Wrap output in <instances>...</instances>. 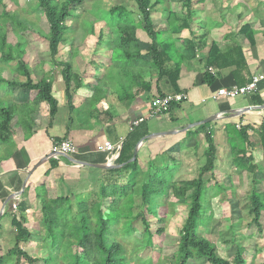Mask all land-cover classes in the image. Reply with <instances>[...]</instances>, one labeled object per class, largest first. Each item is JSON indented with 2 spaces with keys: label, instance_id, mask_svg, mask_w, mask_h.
Here are the masks:
<instances>
[{
  "label": "trees",
  "instance_id": "1",
  "mask_svg": "<svg viewBox=\"0 0 264 264\" xmlns=\"http://www.w3.org/2000/svg\"><path fill=\"white\" fill-rule=\"evenodd\" d=\"M35 1L47 21L49 48L51 55L56 57L66 31L69 30L66 22L73 16V8L81 4L83 0H63L58 3L55 2L56 0ZM1 2L2 0H0V4ZM132 2L140 17L138 21L130 17L131 13L125 7H116L109 10L111 15L116 11L122 12L119 15L120 18L117 19L118 22L111 18V22L108 23L110 27L111 25L116 27V36H111V39L106 41L108 48L111 49V57H113L114 51L120 50L124 54L125 62L118 69L129 72L133 83L139 80L145 90L150 92L155 81L157 93L152 95L150 99L182 93L179 90L178 82L181 76V67L186 57L177 50L174 36L176 35L178 39L185 43V51L192 50L196 52L198 47H205L204 44L202 46V41L207 36L206 23L209 22V19L206 17L205 19L200 18L198 13L199 10L203 9L206 0H182L183 18L177 16L175 12H170L164 6L165 10H168V24L159 28L154 23L153 13L156 9L152 0H132ZM157 3L163 4L164 0H157ZM7 16L6 12L0 15V58L4 63L15 60L13 49L17 50L18 58H21L23 54V49L13 48L6 43L4 23H6ZM196 23L203 28L198 40L197 31H194ZM161 28L165 29L164 32L168 34V38L166 36L164 39L161 38V31H159ZM137 30H141L149 41V45L144 52L141 51L140 40L136 34ZM184 31H188L189 36L179 37L178 35H181ZM240 33L248 38L251 45H254L250 23L243 25ZM101 41L103 40L100 35L98 42L101 43ZM170 44L174 52H172ZM145 55L148 59H144ZM203 62L205 65L204 84L212 85L216 80V76L209 71V67L212 66L218 69L233 66L235 69L232 74L237 83L245 85L250 81L244 79L241 74L243 70L247 69V61L242 47L238 43L230 42L224 49H220L218 44L213 41L207 54H203ZM19 63L21 74L26 77V81H8L0 75V85H6L10 91L21 88L36 92L34 101L37 103L40 101L46 102L49 106L50 116L54 117L58 111V101L53 95L51 80L43 77L34 82L24 61L20 60ZM58 64L63 67L62 76L66 85L65 95L68 96V108L71 112H74L76 109L72 104V95L69 94L70 82L71 79H74L76 88H80L82 81L79 80L78 75L72 74L70 63L58 62ZM142 73L143 76L148 75L151 80L146 82L141 75ZM164 78L174 92H162L160 82ZM184 101L178 105L173 104L172 108L179 107ZM255 101L257 104H263L259 97H256ZM88 102L91 105L95 102V97ZM1 105L0 139L3 140L10 138L15 111L26 109L28 111L29 108L23 106L24 109H17V105L14 106L11 102ZM210 124L211 122L199 124L197 131H189L185 135L187 137L198 136L199 132L202 131L207 144L204 151L205 164L200 168L198 177L195 179L173 182L177 165L165 166L163 163L158 165L156 164V158L147 162V171L141 176L139 147L149 139V129L145 121L125 137L121 143L116 167L107 171V175L110 177L112 175H122L123 178H126V184L120 186L109 180L106 185L104 182L100 183L99 192L86 191L79 195L73 194L68 197L59 196L54 198L47 196L46 184L38 186L36 188V199L41 205L43 224L46 227V237L43 239L48 242L51 250L58 249V254L51 253L42 262L44 264H128L125 247L116 240L117 235L120 233L117 225L122 221L124 226L122 233L130 235L135 231L133 222L140 219L145 226L143 236L147 243L151 244L153 233L150 230L149 218L152 216L158 219L159 223L166 221L167 214L163 212L165 204L158 201L159 198L167 195L168 191H171L176 199L188 200L190 206L187 217L180 229L178 251L174 264H189L190 261L199 259H204L208 264H247L245 249L240 245L237 246L235 257L228 259L218 253L215 244L198 233L200 226L210 219L203 216V204L209 190L206 183L209 178H206L208 176H211V179L215 178L214 171L218 152L214 141V133L208 130ZM236 124L228 122L224 129L226 141L232 152V164L239 170L255 171V157L251 151L253 149L255 152L261 151L264 157V119L259 125L261 132L259 146H256L253 141L248 125H242L238 128ZM54 142L60 143L61 140L55 139ZM180 143V147L184 145L183 142ZM135 150H137V155L133 159ZM175 159L177 158L174 157L171 161L174 163ZM50 162L51 169L57 167L58 161L53 160ZM251 183L249 210L253 216L252 223L261 232L263 228L261 218L264 212L263 193L258 191V180L255 177ZM220 188L224 189L222 186ZM26 195L27 190H24L21 197L23 198ZM93 196H97V198L92 199ZM16 203L17 215L12 214L11 217V226L17 232L15 235L16 242L9 255L16 257L17 264L22 263V260H26L29 264H36L40 260L29 255L20 246L21 243L29 242L32 236V232L26 226L27 204L24 201H17V198ZM76 204H85L86 206L75 212L73 205ZM156 206L158 211L155 209ZM158 233H162V229H159ZM0 264H3L2 257H0Z\"/></svg>",
  "mask_w": 264,
  "mask_h": 264
},
{
  "label": "rangeland",
  "instance_id": "2",
  "mask_svg": "<svg viewBox=\"0 0 264 264\" xmlns=\"http://www.w3.org/2000/svg\"><path fill=\"white\" fill-rule=\"evenodd\" d=\"M61 1L63 0H56L55 2ZM233 1L206 0L205 4H203V9L199 10L198 16L209 19L208 25L217 24L218 21L216 20H222L223 15L229 13L228 9L234 6L232 5ZM244 1L247 0H240L239 4L245 3ZM181 2L182 0H164L163 4H158L157 0H152L156 9L155 13H153L155 25L158 28L167 26L168 10L175 12L177 16L183 18L184 11ZM164 6L168 10H165ZM116 7H125L131 13L130 17L133 20L138 21L140 19L132 0H83L81 4L73 8V16L66 22L69 30L66 31L63 42L59 46V53L56 57H53L47 39L49 27L36 1L2 0L0 15L3 12H6L8 15L6 23H4L6 43L13 48L19 47L18 49H23V54L21 58H18L17 50L13 49V55L16 57L15 60L4 63L0 58V75L8 81H26V77L21 74V68L19 67V61L22 60L27 65L34 82L43 77L48 79L54 74L55 77L52 78L55 83L54 87L57 92H61V90H65L66 85L62 76L63 67L58 62H68L72 66V74L78 75L79 80L82 81V90H80L81 88H76L75 80L71 79V93L83 91V94L80 95L87 98H84L83 112H95L96 110H93L95 108L93 107L95 105L94 102L90 105L88 101L96 97V93H94V96L92 95L97 84L93 80L97 79L94 78L97 77V66H105L102 69L106 70L104 74H108L107 78L113 79L114 69L122 67L125 62L124 54L120 50L114 51L113 57H111V49L108 48L106 43V41L111 39V36H116L115 25H111L110 27L108 24L111 22V18L115 22H118L117 19L120 18L119 15L122 12L116 11L113 15L109 12V10ZM164 30V28L159 29L162 39L168 36ZM195 30H197L196 27L194 28ZM136 34L140 40L141 51L144 52L149 45V41L141 30H137ZM100 35L103 40L101 43L98 42ZM182 35L187 37L189 36V32L184 31ZM180 44L185 46L184 42ZM169 46L172 52H174L172 45L170 44ZM145 57L147 56L145 55ZM109 58L113 64L108 67L109 63H111ZM94 74L95 76H93ZM6 88V85H0V97L4 96V89ZM30 93V97L34 98L36 93L33 91ZM22 95L25 98L27 91H23ZM63 100L68 101V96L64 95ZM5 103L10 102L8 99L5 101L0 100V106ZM38 103L48 105L44 101ZM82 119L84 117L81 115L80 121ZM199 134L198 136H185L173 148H169L165 153L156 158V164L158 165L162 163L165 166L177 165L173 182L186 181L198 177L199 170L206 161L204 151L207 147L204 132L200 131ZM250 135L256 146H259L261 138L260 130L251 131ZM178 139H175V141ZM214 141L218 148L216 169L214 171L215 178L211 179V176L206 178H209L208 182H206L209 190L203 204V216L210 219L200 226L198 233L215 244L218 253L223 257L233 259L237 246L240 245L245 249L247 264H264V212L261 218L263 228L259 232L257 226L252 223L253 216L249 210V194L252 189L251 181L254 177L258 180L257 189L263 193L264 199L263 152H255L254 149L251 151L255 157V171L239 170L232 164V152L226 141V135L217 136L214 133ZM180 142L184 143L181 147ZM117 151L115 149L107 153L114 155L118 153ZM174 157L177 159L173 163L171 159ZM141 163V176H143L147 171L148 164L143 161ZM164 173L166 174L167 172L165 171ZM111 177L97 176L96 179L92 178L91 184H88L87 180H85L79 184L67 186L62 191L59 189L57 191V189L53 188L49 190L47 196L50 198L58 197L59 195L68 197L73 194L79 195L86 191L99 192L100 183L104 182L106 185L109 183V180L116 182L120 186L126 184V178H123L122 175ZM220 186L224 189H221ZM95 198L97 196L92 197V199ZM28 201L30 206L28 205L29 208L25 213L27 217L26 226L32 232V236L29 242L21 243L20 246L29 255L40 260L36 264H44L42 261L48 258L51 253L58 254V249L51 250L48 242L43 239L46 237V227L43 224V213L39 201L36 197L29 198ZM158 202L165 204L163 212L167 214V217L164 223H159L158 219L152 216L149 218L150 230L153 233L151 244H148L143 236L145 226L140 219L133 222L135 231L130 235L122 233L124 227L122 221L117 225L120 233L117 235L116 240L124 245L128 264H174L175 262L180 229L190 208L189 201L178 200L172 195L171 191H168L167 195L159 198ZM85 206V204H76L75 206L73 205V208L76 212V210L83 209ZM155 209L158 211L157 206ZM10 218L8 217L6 223L2 224L3 227L0 226V228L2 227L0 229V257L3 258V264H17L16 257L9 255L10 250L15 245V235L17 233L11 226ZM159 229H162V233H158ZM20 264L29 263L26 260H22ZM189 264L208 263L204 259H199L190 261Z\"/></svg>",
  "mask_w": 264,
  "mask_h": 264
},
{
  "label": "crops",
  "instance_id": "3",
  "mask_svg": "<svg viewBox=\"0 0 264 264\" xmlns=\"http://www.w3.org/2000/svg\"><path fill=\"white\" fill-rule=\"evenodd\" d=\"M244 2L239 4L240 0H234V6L228 9L229 13L223 15L222 20H216L219 24L206 23L207 36L202 41V46L204 44L205 47H198L196 52L185 51V46L180 44L183 41L174 36L177 50L186 57L178 85L179 90L187 97L170 114L146 120L149 139L139 147L141 162L155 159L169 148H173L189 131L198 130V125L205 124L203 121L210 117H213V120L209 121L211 125L208 130L217 136L225 134L224 129L228 122L248 125L249 133L259 129L264 119V80L256 91L235 98L217 95L220 89L243 87L248 84L243 85L235 81L233 66L221 69L209 67L216 80L212 85L203 83V54H207L213 41L220 49H224L230 42L238 43L242 47L247 61V69L241 73L244 79L251 81L255 75H264V0ZM246 23L251 24L254 45L240 33L241 27ZM196 28L198 40L203 28L197 23ZM178 36L186 37L182 34ZM110 58L108 67L113 64ZM103 68L105 66H97V77H94L97 79H93L97 83L96 92L92 95L96 93L93 106L95 112H83L86 96L80 95L83 91L72 94L70 90L72 104L76 109L71 112L68 108L69 101L63 100L65 90L57 92L54 87V74H50L51 77L48 78L52 82L53 95L58 101V111L54 117L50 116L48 105L39 104L34 101L35 97H30V90L16 88L10 91L9 87L4 89V96L0 97V100L8 99L14 106L17 105V109L26 106L29 110L25 113L16 110L13 114L10 138L0 139V226L6 223L8 217L17 213L11 209L13 197H16L17 201H24L28 210L29 198L36 197V188L42 184H46V194L53 188L62 191L67 186L85 180L91 184L92 178L108 176L107 171L116 167L121 140L129 134V127L134 119L147 115L150 98L156 95L157 91L155 79L153 89L149 92L142 87L139 80L133 83L129 72L116 68L114 78L111 79L107 78L108 74H104L106 70H102ZM141 75L143 76V73ZM143 79L146 82L151 80L148 75L143 76ZM80 88L82 90V87ZM160 88L164 93L174 92L165 78L161 80ZM23 91H27L25 98ZM256 97H259L263 104H257ZM81 115L84 117L83 122L80 121ZM177 138L179 139L175 141ZM55 139L72 140L78 148L77 153L72 156L59 153L55 150L59 144L54 142ZM106 141L119 143L116 146L118 153L112 155L98 151V145ZM53 160L58 161V164L56 168L51 169L50 161ZM24 190H27V195L22 198Z\"/></svg>",
  "mask_w": 264,
  "mask_h": 264
},
{
  "label": "built area",
  "instance_id": "4",
  "mask_svg": "<svg viewBox=\"0 0 264 264\" xmlns=\"http://www.w3.org/2000/svg\"><path fill=\"white\" fill-rule=\"evenodd\" d=\"M263 80H264V75H255L252 77L251 81L247 85L243 87L234 86L230 89H225V88L220 89L217 92V95L235 98L239 95L249 94L256 91ZM186 97L187 96L184 93H178V94H168L162 97H156L151 99L149 103L147 115L134 119L130 124L129 131L131 132L132 130H134V128L138 127L141 123L145 122L147 119L170 114L174 110L172 108V105L173 104L178 105L180 102L185 100ZM237 127L240 128L241 125L239 124L237 125ZM122 141L123 140H121V143ZM118 144H114L110 141H106L104 144L98 145L97 149L103 152H112L116 149V146ZM55 150H57L59 153H62L64 155L72 156L77 153L78 148L72 140L65 139L58 144V147H56ZM11 208L13 209L14 212H16L17 210L16 197H13V203L11 204Z\"/></svg>",
  "mask_w": 264,
  "mask_h": 264
},
{
  "label": "water",
  "instance_id": "5",
  "mask_svg": "<svg viewBox=\"0 0 264 264\" xmlns=\"http://www.w3.org/2000/svg\"><path fill=\"white\" fill-rule=\"evenodd\" d=\"M211 120H213V117H210V118H208V119H205L203 122H204V123H207V122H209V121H211ZM136 155H137V150H135V152H134L133 159L136 158Z\"/></svg>",
  "mask_w": 264,
  "mask_h": 264
}]
</instances>
